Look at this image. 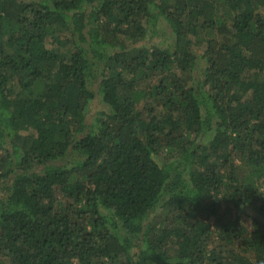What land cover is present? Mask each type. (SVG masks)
<instances>
[{"label": "trees", "instance_id": "obj_1", "mask_svg": "<svg viewBox=\"0 0 264 264\" xmlns=\"http://www.w3.org/2000/svg\"><path fill=\"white\" fill-rule=\"evenodd\" d=\"M0 264H264V0H0Z\"/></svg>", "mask_w": 264, "mask_h": 264}, {"label": "rangeland", "instance_id": "obj_2", "mask_svg": "<svg viewBox=\"0 0 264 264\" xmlns=\"http://www.w3.org/2000/svg\"><path fill=\"white\" fill-rule=\"evenodd\" d=\"M170 27L167 24H158V27L156 31H149L148 36L142 40L141 42L138 43V45H153V44H158L160 46H163L164 42H167L169 40V35H170ZM203 52V49H202ZM201 52V53H202ZM103 109L104 105L101 104L98 100L94 101L92 110L88 116V122L92 121V114L97 110V109Z\"/></svg>", "mask_w": 264, "mask_h": 264}]
</instances>
